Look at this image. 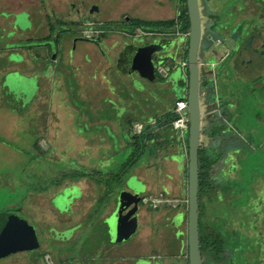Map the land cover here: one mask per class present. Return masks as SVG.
<instances>
[{
	"label": "crops",
	"instance_id": "obj_1",
	"mask_svg": "<svg viewBox=\"0 0 264 264\" xmlns=\"http://www.w3.org/2000/svg\"><path fill=\"white\" fill-rule=\"evenodd\" d=\"M71 2L69 0V16H80L82 19L79 21L70 20L68 15L60 16L58 8L52 9L53 17L45 14V19L41 20L40 13L33 14L22 3L21 8L9 12L14 15L28 14L31 23L30 30L23 31L18 26L14 28L12 25L16 18L11 16L14 35L0 43V154L3 155L7 149L5 144L13 142L27 146L28 150L33 149L34 154L45 155L50 161L76 157L81 170H75L76 173L73 170L60 172L66 178L60 182L56 178L50 185L44 205L37 200L30 201L28 197L22 205L10 206L7 214L18 217L13 211L16 209L20 213L29 214L39 223H43L40 221L44 214L48 218L49 229L55 228L57 232L62 231L66 225L71 228H87L98 220L103 244L93 251H98L104 257L125 255L135 259L102 261L101 264H137L140 259L151 256L152 247L158 248L160 254H163L164 258L160 259L159 264H189L187 130L177 131L172 124L157 125V120L151 117L145 119V123L149 124L146 128L145 123L136 117L139 97L147 94V88L138 86L139 83H154L153 88L169 90V94L179 96L178 101L184 96L181 97L174 90L182 80L171 79V73L167 77L162 76L166 82H160L158 78L150 81L138 73L133 74L130 67L133 60L131 39L141 38L148 31L142 28L136 29L134 33L128 31L136 20L166 22L176 19L181 0H88L81 8V15L75 12L79 6L73 7ZM5 10L9 11V7ZM127 14L131 16L127 17ZM92 18L96 21H91ZM58 21L63 22L64 28L59 27ZM51 24L59 28L53 35L55 47L42 41L51 34ZM108 25H112L111 30L106 29ZM88 28L97 36H84L83 30ZM37 29L41 36L32 37L31 33H36ZM167 33L176 32L171 28ZM13 54L18 57H12ZM179 56L182 57L181 62L187 61L183 51ZM168 64L172 71L181 67L172 61ZM9 77L16 81L14 88H19L28 78H35L37 90L30 104L25 105L10 92V86H6ZM158 81L160 84H156ZM138 88H142V91ZM174 109H170V115L175 113ZM136 125H142L143 130L150 128L152 133H162V139L150 143L152 153L148 152L147 157L143 156L130 165L123 179L117 180H121L119 187L109 189L105 184L107 179L119 175L133 154L132 138L140 134ZM203 140L206 143L202 137ZM63 145L72 147L68 151L63 147L59 149ZM53 147L56 154L52 151ZM123 149L130 150L128 158L118 173L112 170L109 172L108 168L116 164L114 160ZM130 181L137 183L144 191L142 198L164 199L170 203H162L154 209L140 202L137 212L139 241L114 246L107 220L117 208L120 194L123 191L133 192L128 186ZM46 192L32 195L35 198ZM102 196L106 198L99 208L101 215L92 219L95 203ZM59 198L62 204L57 201ZM170 205L174 208L168 209ZM153 234L154 244L148 248L143 240ZM46 235L50 239L56 238L53 232ZM37 239L40 242L38 234ZM56 242L63 244L62 240ZM81 247L82 260L93 256L83 244ZM47 256H50L52 264H71L68 251L56 250L53 258L50 254ZM45 261L49 264L46 258ZM86 264H94V261Z\"/></svg>",
	"mask_w": 264,
	"mask_h": 264
},
{
	"label": "rangeland",
	"instance_id": "obj_2",
	"mask_svg": "<svg viewBox=\"0 0 264 264\" xmlns=\"http://www.w3.org/2000/svg\"><path fill=\"white\" fill-rule=\"evenodd\" d=\"M21 3L23 5L25 4V6H27L33 14H35V12L40 13L39 18L41 20L45 19V14H50V16L53 17L54 15L51 12L53 8H58V14L60 16L68 15V18L72 21H79L82 19L80 16H69V0H44L43 2H40L39 0H0V43L1 41L5 42V40L11 39L14 35V31L11 29V16L16 17V21L12 25L14 28L20 26L21 30L23 31L26 29L30 30L29 24L31 23V19L28 14L14 15L9 13L11 10L14 11L18 7L21 8ZM7 7H9V11L5 10ZM130 16V14H127V17ZM56 17L59 18L58 16ZM91 21H96V19L92 18ZM59 27L64 28L63 25H60ZM54 28L56 29L55 31L59 29L58 26H54ZM165 28L166 29L163 30L158 27L150 28L148 29V33L146 35H141V38L131 39L132 44L130 50L132 57L135 51L134 49L138 48L136 47L137 45L145 47L151 45L157 42V39L160 38L159 36H161V34L170 31L169 27ZM71 29L74 31L76 30L72 27ZM89 30V28L84 29L83 35H90L91 38H93L94 35L97 36L96 33H92ZM175 31L176 29L174 28L173 32ZM31 36L39 37L41 34L37 29L36 33H31ZM53 38L54 36H52L49 41L43 42L55 47L56 44ZM184 44L185 42L182 43V46ZM178 52L179 49L176 50L175 43L172 44L168 52L154 54V65L155 69L158 65H164L167 67L168 73H171V79L182 80L179 83V86H175L174 91L180 94L181 97L184 96L185 98L188 86L186 74L182 71L181 67L176 71H172L171 65L168 64L169 61H172L173 64L181 66L182 57L179 56ZM181 52L182 49L180 53ZM12 57L17 58L18 55L13 54ZM143 59L144 58H141L142 61ZM141 60L137 62V66L142 65L143 62ZM132 72L133 74L138 73L134 69H132ZM186 73L188 74V71ZM155 76L160 82H166L162 75L157 71H155ZM159 81L156 84H160ZM244 83L245 82L243 81L235 83V85L232 86V89H236V87L238 88L239 86L241 89L245 87L239 96V102L242 101L239 104L242 106L241 109L243 112V118L239 121L237 127L244 135H250V148L246 149L243 153L239 151L238 156L235 158L232 157L230 160V171H236V174L232 180V185L231 187L226 188V193L224 191L225 188L219 187V189H222L224 192L219 193V195L213 199V206L210 205L209 210L211 211L212 218L214 219L212 228L216 232L229 235L228 227L233 225V223L241 228L244 226V221L247 224L248 230H246V234L245 232L243 233L241 231L240 234H242L243 237H241L240 240L235 239L228 241L232 254V260L231 262L229 261L230 264H232L233 261L235 262L234 264H264V80L259 81L260 85L256 88L252 86V81L246 82V85ZM153 84L154 83H147V85H144V83L138 84V86H143V89L147 88V94L139 97L140 101L136 116L138 121H142L143 123H145V119L148 117L154 118L157 121L167 119L170 116V109L175 108L176 101L179 99V96L174 97L172 94H169V90L160 91L157 87L153 88ZM6 86H10V92L16 95L15 97L17 100L21 99L26 105L30 104L35 96L37 90V81L35 78H28L23 85L19 86V88H14L8 83ZM138 90L142 91V88H138ZM123 111L122 113H124ZM147 125L149 124H144L146 128ZM165 131L169 132L168 129ZM147 134H150L151 139L159 136L160 137L158 140L162 139V133L154 136L151 131H148ZM154 142L155 140L151 141V143ZM5 146L7 149H5L3 155L0 154V213H7L10 206L17 207L18 205H22L24 199L28 197H30V201L37 200L44 205V202L48 199L47 196L49 194L50 185L55 182L56 178L59 180L62 179V174H60V172H69L73 170V172L76 173L75 170H81L76 157L74 159H63L62 161L58 162L50 161L45 155L40 156L39 154H34V150H28L27 146L13 142H10L9 145L5 144ZM42 146L45 147L46 145L44 144ZM62 147L68 151L72 146L63 145L59 146V149ZM162 147L164 148L165 145ZM52 149L54 154H56L54 147ZM129 153L130 150L126 149H123L121 152H119L114 160L116 164H114L113 167L110 166L108 171L110 172V170H112L113 173H118L120 166L126 161ZM144 157H147V153L144 155ZM101 171L105 172L104 169H101ZM118 179V176H112L111 178L107 179L105 183L106 187H109V189H111L113 186L119 187L121 185L123 175L120 182L117 181ZM129 183H131V181ZM130 189H132L131 186ZM45 191H47L46 194L43 193L41 196H36L35 198L32 195L34 193ZM134 192L139 193L140 195L144 193L141 188L135 189ZM105 198L106 197L102 196L100 201L95 203V206L92 210V219H96L101 215L99 208L101 204L105 202ZM57 201L61 203L62 199ZM167 208L172 209L174 207L170 205ZM13 211H15L18 217L26 220L29 224L34 226L37 231L41 247L39 250L32 252H18L9 257L0 259V264H46V255L50 254L52 256L56 250H64L66 252L68 251V253H70L71 264H86L87 262L91 263L92 261H94V264H101L102 261L117 260L122 262L126 259L135 260L125 255L116 258L111 256L104 257L100 253L98 254V251H93L95 247L103 244V237L100 230L101 226L98 225V220L97 222H94L95 224L89 225L87 228L82 226L71 228L70 226L66 225L62 231L57 232L55 231V228L49 229V223H47L49 221L44 214L42 215V221H40L43 223H39L35 222L34 219L27 213H20L16 209ZM210 211L206 212L207 217L209 216ZM114 213L107 220V223L110 226L111 238ZM203 213L204 204L201 203V216L204 215ZM201 228L203 231V223ZM49 232H53L56 238H48V235L46 234ZM139 233L140 231L123 243H115L113 240H111L112 244L114 246H124V244L129 245L130 242L139 241ZM45 235L47 236V239ZM154 236L155 235L153 234V236L150 238L143 240L148 248L149 246H153ZM55 240H62L63 244L59 242L57 243ZM82 244L88 252L93 254V256L86 257L85 260H82ZM236 252L239 255H236ZM152 257H154V259H151ZM155 258L158 260H155ZM162 258H164L163 254H160L158 248L152 247L151 256L149 255V258L147 256L144 259H140L137 264H153L156 261L159 264L161 262L160 259Z\"/></svg>",
	"mask_w": 264,
	"mask_h": 264
},
{
	"label": "flooded vegetation",
	"instance_id": "obj_3",
	"mask_svg": "<svg viewBox=\"0 0 264 264\" xmlns=\"http://www.w3.org/2000/svg\"><path fill=\"white\" fill-rule=\"evenodd\" d=\"M71 1L73 7L79 6L75 12L81 15V8L88 0ZM199 6L202 25L199 49L201 108L205 128L202 137L206 139V143L204 140L202 143L210 148L208 155L217 159L212 174L219 184L215 193L203 200L204 215L201 220L206 234L214 235L215 231L212 228L214 219L209 210L210 205L213 206V199L219 193L224 191L226 193V188L232 185L236 174V171L229 169L232 157L235 158L239 151L243 153L250 148V135H244L237 127L243 118L242 106L239 104L242 101L239 102V96L245 87L232 89V86L240 81L245 82V85L246 82L252 81V86L256 88L260 85L259 81L264 80V0H199ZM180 35L163 33L155 43L170 40L169 47L162 52H168L175 43L180 54L181 49L185 52L189 42V35ZM183 42L185 44L182 46ZM217 111L220 112V116H215ZM217 128L224 131L226 139L223 141L216 135L206 133ZM235 135L240 137L237 138ZM219 187L225 190L222 191ZM207 211H210L208 217ZM243 223V228L234 223L228 227L229 235L224 234L225 238L228 241L240 240L243 237L241 231L246 234L248 230L246 222ZM226 257L228 263L224 264H230L229 261L232 260L230 248L226 251ZM234 263L233 261L232 264Z\"/></svg>",
	"mask_w": 264,
	"mask_h": 264
},
{
	"label": "water",
	"instance_id": "obj_4",
	"mask_svg": "<svg viewBox=\"0 0 264 264\" xmlns=\"http://www.w3.org/2000/svg\"><path fill=\"white\" fill-rule=\"evenodd\" d=\"M187 9L190 20L187 56L188 86L186 92L189 115L187 121L189 133L188 257L189 264H203L199 229V152L202 143L201 137L205 128L203 127L201 108L199 49L201 47L202 25L199 0H187ZM170 43V40H162L146 47L134 49L131 69L136 70L145 79L156 81L153 55L167 50ZM141 58H144L143 61ZM140 60L143 63L141 66H137V62ZM8 84L14 86L16 81L9 77ZM215 116H220V112L217 111ZM128 184L132 187L133 192L123 191L120 194L114 213L111 231L112 240L115 243L129 240L138 228L137 212L142 196L134 192L135 189L139 188L137 183L132 181ZM39 247L40 242L37 239V232L33 225L13 214L0 215V259L18 252L34 251Z\"/></svg>",
	"mask_w": 264,
	"mask_h": 264
},
{
	"label": "trees",
	"instance_id": "obj_5",
	"mask_svg": "<svg viewBox=\"0 0 264 264\" xmlns=\"http://www.w3.org/2000/svg\"><path fill=\"white\" fill-rule=\"evenodd\" d=\"M65 23V22H64ZM59 25H63V22H57ZM67 24V22L65 23ZM160 28V27H169L170 29L174 28L176 29V33L189 35L190 30V20L188 15V9H187V0H181V8L179 11V15L176 19L169 20L166 22H145L141 20H136L133 22V26L128 30L129 33H134L136 29L142 28L144 30L150 29V28ZM111 30L112 25L106 26V29ZM51 34L44 38L42 41H49L52 36L54 35L55 28L51 24L50 27ZM188 44L187 42V48L184 52V59L187 60L188 56ZM188 81V78H187ZM186 99V97L182 98ZM178 117L176 113L170 115L167 119L157 121V125L163 124V125H169L172 124V122ZM223 130V129H222ZM221 129H211L206 131L208 135H216L220 140L226 139V136H224V131L222 132ZM150 131V129H144L140 134H138L135 138H132L131 146L133 148V154L129 157L127 163L122 168V171L119 175V179H122V175L124 176L125 173L128 171L131 164L135 163L136 161H139L146 153L153 152V148L150 147L151 141L155 140L157 141L158 138H150V134H147V132ZM154 136H157L159 133H153ZM237 138H239V135H235ZM187 146L189 148V133L187 129V138H186ZM210 148L206 147L203 143H201V148L199 152V214H200V241H201V252L203 256V264H224L228 263V260L226 257V251L229 248L228 240L225 238L224 234L221 232H216L214 235H207L206 232L202 231L201 225H202V216H201V203L204 204L203 200L206 198H210L215 193V190L217 186L219 185L216 182V179L213 177L212 169L214 167V164L217 162V159H213L208 155ZM226 152V151H225ZM220 155V154H219ZM224 155V153H223ZM80 175V174H79ZM72 176V175H71ZM74 177V176H72ZM66 178V176H63L62 179L59 180L62 181ZM58 182V183H59ZM60 184V183H59ZM58 184V185H59ZM109 193H107L108 195ZM102 201V200H101ZM4 213H0L2 215ZM7 214V213H5Z\"/></svg>",
	"mask_w": 264,
	"mask_h": 264
},
{
	"label": "built area",
	"instance_id": "obj_6",
	"mask_svg": "<svg viewBox=\"0 0 264 264\" xmlns=\"http://www.w3.org/2000/svg\"><path fill=\"white\" fill-rule=\"evenodd\" d=\"M87 38H91L90 35H87ZM181 68L186 74V78H188V74L186 73L188 71V63L187 61L181 62ZM158 73H160L163 77L168 76V70L164 65H158L155 69ZM174 112L178 115V117L172 122V126L175 130H179L183 132L184 130L188 129L187 121L189 119L188 115V102L187 99H180L176 102V106L174 109ZM137 131L141 133L143 130L142 125H136ZM143 204H146L148 206H151L152 208L156 209L160 207L162 203H170L169 200L164 199H150V198H142L141 201ZM46 260L49 264H52V261L50 259V256L46 257Z\"/></svg>",
	"mask_w": 264,
	"mask_h": 264
}]
</instances>
